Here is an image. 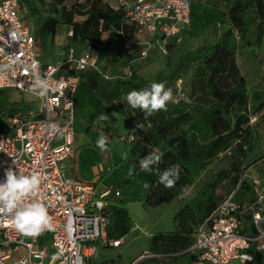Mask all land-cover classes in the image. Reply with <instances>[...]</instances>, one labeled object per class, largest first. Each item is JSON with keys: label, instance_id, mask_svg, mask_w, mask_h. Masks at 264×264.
<instances>
[{"label": "trees", "instance_id": "1", "mask_svg": "<svg viewBox=\"0 0 264 264\" xmlns=\"http://www.w3.org/2000/svg\"><path fill=\"white\" fill-rule=\"evenodd\" d=\"M204 1L220 8L231 27L219 36L217 42L200 48L196 57L179 63L171 77L159 72L153 81L165 83L176 96V80L192 68L188 100L169 103L167 111L156 112L145 119L143 112L131 109L125 100L130 91L142 90L152 83L135 70L130 76L114 79L89 70L81 79V84L102 100L100 113L116 111L134 125L127 169L135 165V170L131 176L127 171L124 180L113 188H117L120 194L109 198L108 230L111 237L123 238L132 229L133 215L126 198L139 183L144 204L156 207L181 196L186 186H194L197 178L205 173L197 193L186 198L175 212L173 230L159 231L151 236L149 251L169 259L167 264H193L195 254L189 249L195 241L198 226L236 189L244 170L252 166L247 160L261 138L250 123V110L260 111L264 100L259 101L257 93L255 102L251 103V85L241 73L236 59L239 43L252 58H256L262 46L264 0ZM20 3L26 18L33 24L37 40L47 52L54 47L61 25L73 30L72 40L76 45L80 43L79 50L85 46L98 49L106 32L107 48L121 37L120 32L133 36L138 31L135 25L125 22L124 7L114 9L104 0H20ZM77 16L83 19L77 20ZM25 107L26 102L22 100L9 102V97L0 90V131L5 130L2 115ZM155 150L164 154L162 161L153 166V172H140L139 160ZM216 161L218 163L211 168ZM175 164L180 165L179 179L173 188H166L159 182V174ZM145 183L149 185L147 189ZM252 197L250 183L242 181L234 198L244 201ZM250 251L253 259L246 264H264V252Z\"/></svg>", "mask_w": 264, "mask_h": 264}, {"label": "built area", "instance_id": "2", "mask_svg": "<svg viewBox=\"0 0 264 264\" xmlns=\"http://www.w3.org/2000/svg\"><path fill=\"white\" fill-rule=\"evenodd\" d=\"M104 1L114 9L124 7L125 22L151 34L139 41L120 32L125 49L142 48L139 59L130 61L128 71L116 77L100 68L99 53L89 46L79 50L73 42L59 49L55 63L44 62L42 46L20 0H0V65L7 64L10 56L18 57L12 69L0 73V89L19 90L26 102L25 108L2 117L5 130L0 131V182L8 168L22 175L40 174L36 199L44 204L53 222L52 230L27 237L15 230L10 217L0 219V264H92L103 249L118 248L124 242V238L111 237L108 230L109 198L119 195V190L107 188L97 193L94 182L67 176L61 164L73 158L77 150L75 92L82 74L89 70L107 79L130 76L132 65L148 56L153 47L166 55L171 39L177 35L179 40L188 29L192 0ZM66 35L73 37L70 27ZM34 62L39 74L55 89L45 99L29 91L33 77L27 66ZM175 97L188 100L181 88ZM53 124L58 131H51ZM128 139L134 140V135ZM245 180L252 187L253 197L240 201L234 194ZM240 181L198 226L189 249L195 254L193 264H230L233 259L246 264L253 259L250 249L264 252V179L251 166ZM48 234L50 244L45 242Z\"/></svg>", "mask_w": 264, "mask_h": 264}, {"label": "rangeland", "instance_id": "3", "mask_svg": "<svg viewBox=\"0 0 264 264\" xmlns=\"http://www.w3.org/2000/svg\"><path fill=\"white\" fill-rule=\"evenodd\" d=\"M191 7L192 16L188 29L181 35L179 40L174 39L172 41L171 46L168 48V53L166 55L160 54L162 55V59L159 61L156 60L157 56L155 54L150 53V57H153L156 63L151 64L150 60H145L144 58L141 63L138 62L132 65L133 71H141L142 76L152 82L159 72L166 77H171L179 63L196 57L200 48L217 42L219 36L231 27L228 18L220 8L208 5L204 0H192ZM76 18L77 20L83 19L81 16H77ZM61 28L59 35L55 37L54 47L48 52L42 48V59L46 63H55L57 61L58 51L65 46V41H69V43L73 42L72 38L66 35L69 26L64 27V25H61ZM107 39L108 33L106 32L102 35L99 48L94 49L96 53L100 54L105 49V51L109 50L115 53L116 49L122 47V43L118 40L110 49H108L110 46L106 48ZM236 39L239 40V35H236ZM77 45L76 47L79 48L80 43ZM238 46L236 60L241 73L251 85V103L255 102L254 98L258 96L256 95L257 93L260 95L258 100L262 101L264 100V40L262 46L257 51L256 58H252L249 52L241 46V43ZM129 53L130 51H124V54ZM111 61L112 59L104 53L98 59V64L109 75L119 70L121 74L128 71L127 65L121 66L122 64H119L122 69H119V67L116 69L114 67L118 64L114 65L113 62L110 63ZM168 61L170 62L169 64ZM191 73L192 68L182 73L179 79L176 80L177 88H181V91L186 94H188ZM0 90H3L4 94L9 97V102L21 100L25 102L24 94L15 88L8 87ZM75 102L76 129L78 131L76 144L79 148L77 160L81 169L86 175H89L91 166L97 164L99 161L106 168L110 167L95 184L97 193H100L104 189L105 182L118 179L123 174V170L127 168V159L133 144V141H129L128 138L134 132V125L126 116L112 110L105 112V115L109 119L104 121L98 120L103 102L98 96L89 92L82 84L78 86ZM7 105L9 104L7 103ZM250 111L252 113L250 123L255 126L261 138L256 143V148L250 154L247 163H250L254 172L260 174L264 179V105L258 112H254L252 109ZM101 135L107 138L108 150L103 152L92 147V144L96 145V140ZM106 154L109 158L105 161L103 156ZM125 155H127V159L124 158ZM217 163L218 161L211 168ZM66 174L72 177L70 169L66 170ZM204 176L205 173L200 175L195 185L189 188L191 195L184 196L182 194L172 201V205L164 204L163 206H156L157 209L155 211H151L150 206L145 205L141 200V196L143 195L141 184L139 183L135 186L126 200L130 203L133 220L134 218L137 219L141 227L136 226V229L130 230L123 237L124 242L120 247L103 249L104 251L100 254L99 258L93 261L92 264H167L169 259L153 255L149 251L151 240L149 233H157L174 228L175 211L179 209L186 198H190L197 193L204 180ZM143 205L145 209H143ZM169 206H172L171 210ZM166 211L167 213L161 216ZM45 242L50 244V234L45 236ZM53 252L51 249L50 253ZM6 264H8V261H6ZM230 264L242 263L238 259H233Z\"/></svg>", "mask_w": 264, "mask_h": 264}, {"label": "clouds", "instance_id": "4", "mask_svg": "<svg viewBox=\"0 0 264 264\" xmlns=\"http://www.w3.org/2000/svg\"><path fill=\"white\" fill-rule=\"evenodd\" d=\"M16 38L17 36L14 33L13 39ZM17 61L18 57L13 58L10 56L7 64L0 65V73L12 69ZM27 69L31 71L33 77L29 91L39 99L47 98L49 93L55 89L50 86L46 78L39 74L38 64L34 62L28 65ZM125 100L131 109H139L143 112L145 119L156 112L167 111L169 103L176 104L179 102L173 95V90L166 88L163 82H152L150 87L142 90H132L126 95ZM107 119L109 117L103 113L98 117L100 121ZM137 126L142 127L141 124H137ZM50 129L56 132L58 126L55 124L50 125ZM96 147L102 152L107 151V138L101 135L96 140ZM163 155L159 150H155L140 159V172H153V166L162 161ZM124 158L127 159V155ZM134 170L135 165L130 166L128 175H133ZM179 175L180 165H172L159 174V182L166 188H173L179 179ZM4 176V181L0 182V219L10 217L15 230L27 237H38L45 230H52V218L48 215L44 204L36 199L42 180L41 175L37 173L22 175L12 168H8ZM144 187L147 189L149 185L145 183ZM182 191L184 196L191 195V190L187 186Z\"/></svg>", "mask_w": 264, "mask_h": 264}, {"label": "crops", "instance_id": "5", "mask_svg": "<svg viewBox=\"0 0 264 264\" xmlns=\"http://www.w3.org/2000/svg\"><path fill=\"white\" fill-rule=\"evenodd\" d=\"M64 27H66V25H64ZM62 28L59 27V30H61ZM57 35H59V34H57ZM149 37H151V34L145 32V31H137L135 34H133V38H135V39H137L139 41L145 40V39H147ZM174 39L178 40L177 35L174 36L171 39V42ZM118 40L122 43V47L121 48L116 49V52L115 53H112L109 50L108 51H105V53L109 56V58L112 59V61L110 63L113 62L114 65L115 64H118V65L119 64H122L121 66H124V65H127L128 66V64H129L130 61H132V60H134L136 58L139 59V57H140V51H141V48H142L141 46L134 47L132 49H125L124 46H123L122 38L120 36L113 42L112 45H114ZM67 44H69V41H65V44L64 45H67ZM111 46L108 49H110ZM123 50L124 51L125 50L130 51V53L129 54H124V51ZM150 53L155 54V56H157V58H156L157 61H159L160 59H162V55H160V52L158 51V49L156 47H153L149 51L148 56L145 57V60H150L152 62L151 64L156 63L155 62L156 60H154L153 57L152 58L150 57ZM141 61H142V59L136 61L134 64H136L138 62L141 63ZM118 65H115L114 68L118 69V67H119V69H122V67L120 65L119 66ZM136 72H137L138 75L142 76L141 71H136ZM119 75H121L120 70L117 71V72L115 71L114 74H112L111 76L116 77V76H119ZM77 91H78V88H77L76 92ZM76 92H75V98H76ZM75 104H76V102H75ZM90 144H92V143L90 142ZM76 146H77V150L75 152V156L73 158H67V159L63 160L61 162V164L65 167V171L67 169H70L71 170V174L70 175L72 177H77V178H79L81 180H84V181H91V182H94L96 184V182H98L103 177V174L106 173V171H108L110 169V167L109 168H106V166H104V164L101 161H99L97 164H94V165L91 166V171H90L89 175H86L84 173V171L81 169V167L79 165V162L77 160L78 159V156H79V148H78V145L77 144H76ZM92 147L94 149L97 148L96 145H94V144H92ZM97 149H99V148H97ZM103 157H104V160L105 161L109 158L107 154L104 155ZM127 171H128V169L126 168V169L123 170V174L120 175L118 179H116L114 181H109V182L107 181L108 183L105 182L104 183V189L102 191H104L107 188L110 189V188H114V187L118 186L124 180L125 173ZM142 196H141V200H142ZM126 204L129 207V209L131 210L130 203H128L127 200H126ZM169 204L172 205V202L168 203L167 205H169ZM163 205H161V206H163ZM142 207H143V209H145V206L144 205ZM150 209H151V211H155V209H157V207H150ZM169 209L171 210L172 209V206H169ZM174 210H176V209H174ZM166 213H167V211L165 213H163L161 216H164ZM133 222L134 223H133L132 229H136V226L139 227V228L141 227L140 224L138 223L137 219L134 218ZM170 230H173V229H170ZM163 231H168V230H163ZM153 234H154L153 232H150L149 233V235H151V236Z\"/></svg>", "mask_w": 264, "mask_h": 264}, {"label": "water", "instance_id": "6", "mask_svg": "<svg viewBox=\"0 0 264 264\" xmlns=\"http://www.w3.org/2000/svg\"><path fill=\"white\" fill-rule=\"evenodd\" d=\"M142 257H144V256H142Z\"/></svg>", "mask_w": 264, "mask_h": 264}]
</instances>
